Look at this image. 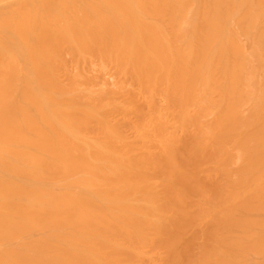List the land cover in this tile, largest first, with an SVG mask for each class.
Masks as SVG:
<instances>
[{
	"label": "bare ground",
	"instance_id": "obj_1",
	"mask_svg": "<svg viewBox=\"0 0 264 264\" xmlns=\"http://www.w3.org/2000/svg\"><path fill=\"white\" fill-rule=\"evenodd\" d=\"M0 264H264V0H0Z\"/></svg>",
	"mask_w": 264,
	"mask_h": 264
}]
</instances>
